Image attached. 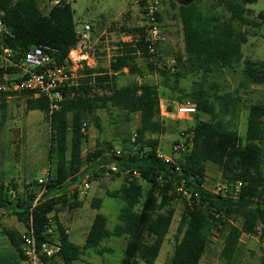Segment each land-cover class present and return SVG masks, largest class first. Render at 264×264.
Listing matches in <instances>:
<instances>
[{
	"label": "trees",
	"instance_id": "16d2710c",
	"mask_svg": "<svg viewBox=\"0 0 264 264\" xmlns=\"http://www.w3.org/2000/svg\"><path fill=\"white\" fill-rule=\"evenodd\" d=\"M162 1H168L178 10L182 23L184 51L176 58L180 65L177 78L183 70L210 76L243 62L244 81L239 88L223 94L211 96L202 89L193 92L198 112L209 115L210 120L197 119L191 127L193 145L179 159V170L159 157L157 138L145 140L147 133L162 134L165 130L160 119L159 88L146 82L123 87L115 83L125 68L131 74L142 73L136 61L138 48L132 44L118 50L109 69L85 68L79 85L69 90V97L58 109L52 111L45 97L27 98V110L43 112L50 124L49 156L54 168L49 169L44 184L36 181L34 185H26L15 201L10 194L15 186L0 182V208L11 207L29 231L35 233L39 244L54 242L58 234L60 256L65 264L90 254L112 253L113 249L103 245L111 238L127 239L123 264H155L174 220L173 202L179 198L183 201V211L171 264H199L216 232H226L221 252L224 264H240L242 235L258 236L264 243V101L248 107L245 135L238 129L243 105L240 89L264 85V60L244 58L243 54V46L249 39L248 31L243 28L257 27L256 20L248 15V5L258 0H184L180 4V0ZM216 7H222L221 14L214 11ZM158 17L162 22L160 14ZM260 17L263 19L264 15ZM0 18L9 31L0 41V50L7 47L27 51L35 45L47 44L58 49L56 61L63 65L79 42L72 6L65 1L44 14L38 0H0ZM148 66L153 72L154 65L148 63ZM6 97L1 95V110L8 107ZM109 107L140 114L135 142L122 150L121 156H115L111 146L112 152L97 146L84 156L87 136L82 133L83 125L88 124L90 114ZM87 161L96 177H100V169L110 164L119 168L116 175H124L125 183L118 190L108 192V196L124 205L112 229L108 228V218L98 212L84 246H79L70 241L59 216L72 206L68 193L80 181ZM211 165L231 187L227 196L206 189V173ZM134 172L140 177L132 176ZM238 183L242 186L235 195ZM180 188L191 194L190 201ZM42 190L44 193L34 206ZM102 203L97 198L92 202L98 210ZM49 228H53L52 234H47ZM5 232L22 253V237L13 230ZM262 253L261 264H264V246Z\"/></svg>",
	"mask_w": 264,
	"mask_h": 264
},
{
	"label": "rangeland",
	"instance_id": "374dc122",
	"mask_svg": "<svg viewBox=\"0 0 264 264\" xmlns=\"http://www.w3.org/2000/svg\"><path fill=\"white\" fill-rule=\"evenodd\" d=\"M38 1L44 14L49 13L55 6L53 0ZM60 1L71 4L78 30H82L85 24L91 25L90 39L95 44L93 52L102 63L95 68L96 70L105 69L107 65V52L109 51L101 52V49L109 47L110 54H115L118 52V49H114L115 46L120 47L125 44L134 46L138 39L137 35L141 32L137 33L132 30L143 28L144 10L141 3L144 4V0ZM183 1L180 0L178 3ZM248 8V15L256 20L257 27L243 28L249 33L248 43L243 46L244 58L264 60V20L260 17V14L264 15V0L250 4ZM214 11L221 14L222 7H216ZM159 14L169 38L161 46L160 64L154 66V71L151 72L143 56L138 55L136 61L142 73L131 74L129 69L125 68L117 75L115 83L118 87H123L134 82H146L159 88L160 119L165 125V130L162 134L147 133L145 140L157 138L160 142L159 152L179 160L183 154L181 156L175 154L174 146L180 143L187 145L192 139L191 127L197 119L210 120V116L197 112L191 117L179 118L176 112L177 104L183 101L194 102L193 92L201 89L211 96L215 93L223 94L234 91L244 81V64L243 62L237 63L232 69H223L210 76H205L202 72L183 70L181 76L177 78L176 74L179 72L180 65L176 58L184 51L182 23L178 18V10L173 9L168 1L161 0ZM240 94L243 98V105L238 129L241 135H245L248 107L251 103L264 101V85H247L245 89H240ZM27 98V95L19 94L7 103L6 110L0 108V181L6 182L11 187L15 186V189H12L15 195L14 197L11 195L13 201L23 194L26 185H34L36 181L45 179L46 172L54 168L49 156L50 124L43 112L27 110ZM169 99H172V102ZM87 121L88 139L84 144V156L93 152L97 146H101L107 152L111 149L112 151L129 149L132 142H135L134 137L140 126V114H128L122 109L109 107L90 114ZM110 146L111 149H109ZM90 166L92 164L90 165L87 161L83 172L91 174V191L83 199L69 201L72 206L63 210L59 216L71 240L80 246H84L88 231L98 212L108 218V228L112 229L118 223V213L124 205L121 200L108 196V192L118 190L125 183V176L116 175L117 173L111 172L106 166L100 169V177H96L95 171L90 170ZM220 177V171L215 166H209L205 187L213 190ZM96 198L103 201L100 210L94 208L92 204ZM182 202L180 198L173 202L172 206L176 210L174 221L156 264L160 258L159 264H167L177 244L176 234L183 211ZM235 223L240 224L239 221ZM225 236L226 232H216L211 238L205 259L210 260L212 264H224L221 252ZM54 243H60L58 234H55ZM103 245L111 247L113 252L103 256L90 254L79 260L97 264H123L126 239H107ZM263 246L264 243L258 236H244L239 263L261 264Z\"/></svg>",
	"mask_w": 264,
	"mask_h": 264
},
{
	"label": "built area",
	"instance_id": "2783aa9c",
	"mask_svg": "<svg viewBox=\"0 0 264 264\" xmlns=\"http://www.w3.org/2000/svg\"><path fill=\"white\" fill-rule=\"evenodd\" d=\"M142 2V1H141ZM144 23L143 31L137 35L135 47L138 48V55L143 56L147 63L154 66L160 64V47L167 40L168 33L161 21H159V7L161 0H144ZM54 5L61 3L60 0H53ZM264 20V18H263ZM91 25L85 24L82 30L77 29L78 45L73 48L63 65H58L56 58L59 53L58 49L47 45H35L27 51H21L2 47L0 50V95L7 97H16L19 94L27 95L28 98L45 97L50 101V107L53 110L60 107V103L69 97V90L79 85L83 77L82 72L85 68L95 69L94 63L90 62L89 57L83 55L84 46L91 47L90 42ZM9 34L8 29L0 18V41ZM174 62V61H173ZM176 112L179 118H188L198 112L195 102L185 101L177 104ZM88 124L85 123L82 133L87 136ZM86 139V142H87ZM136 140V134L134 141ZM192 139L187 145L184 143L176 144L173 148L175 154L181 156L192 148ZM115 156H121L122 150H114ZM159 157L167 163H173L179 170L181 165L179 160L168 157L163 153H158ZM113 173H117L119 168L110 164L107 166ZM49 172V171H48ZM40 179L39 182L44 184L47 179ZM129 174V173H126ZM134 177H140L138 172L132 174ZM242 183L235 186V195L240 190ZM231 187L221 177L211 191L214 194L227 196ZM92 189L91 174L83 173L78 184L71 188L68 193L69 200L83 199ZM179 191H183L181 188ZM44 190L38 195L34 206L39 202ZM184 195L190 201L191 194L183 191ZM12 197L15 193L10 192ZM197 196V195H196ZM53 215L50 216L49 223ZM53 228H49L47 234H52ZM22 255L28 264H65L60 256L61 244L54 242L38 243L37 236L30 230L22 236ZM72 264H87L83 260H76Z\"/></svg>",
	"mask_w": 264,
	"mask_h": 264
},
{
	"label": "crops",
	"instance_id": "0c3cea01",
	"mask_svg": "<svg viewBox=\"0 0 264 264\" xmlns=\"http://www.w3.org/2000/svg\"><path fill=\"white\" fill-rule=\"evenodd\" d=\"M167 39L169 40V38L167 37ZM167 41V40H166ZM93 45L89 48L86 45L84 46V51H83V55L85 57H89L90 58V62L94 63V59H95V63H94V68H96L99 64L101 65V61L99 60L100 58H97L96 53H94V49L93 47L95 46L93 41H90ZM165 43V42H164ZM163 45V44H162ZM161 45V46H162ZM122 46L118 47L115 46L114 49H120ZM109 51L107 52L108 54V60H107V65H105V69H109L110 68V64H111V60L113 59V57L116 55L115 54H110V48H103V50L101 49V52L104 51ZM161 50V47H160ZM172 97V96H171ZM15 97H6V102L9 103L12 100H14ZM169 101L172 102V99H169ZM175 102V101H174ZM2 182V181H0ZM4 183L6 186L8 185L6 182H2ZM12 192V191H11ZM174 221V220H173ZM173 224V223H172ZM172 227V225H171ZM91 228V227H90ZM7 229L9 230H13L14 232H17L21 237L25 234H27V232L29 231L28 227L26 226V224H24L23 222H21L18 218V216L13 212V209L10 208H0V264H28L26 262V260L24 259L21 251L13 244L12 240L10 239V237L8 236V234L5 232ZM171 230V229H170ZM67 233L69 234L68 230ZM89 233V231H88ZM170 234V232H169ZM168 234V236H169ZM216 234V233H215ZM214 234V235H215ZM213 235V236H214ZM219 235V234H218ZM167 236V239H168ZM213 236L211 238H213ZM244 236H249L247 234L242 235L241 237V241L243 239ZM250 237V236H249ZM69 239L71 242H73L70 238L69 235ZM122 239H126V238H122ZM166 239V241H167ZM165 241V242H166ZM211 241L209 242V245L207 247V251L204 254L203 258L201 259L199 264H212L211 261H207L205 259V255L208 253V250L210 248V244ZM223 242H225V238H223ZM74 243V242H73ZM126 243H127V239H126ZM76 244V243H75ZM165 244V243H164ZM79 245V244H77ZM84 245V244H83ZM80 246V245H79ZM106 246V245H105ZM108 247V246H107ZM126 247V246H125ZM111 248V247H109ZM163 248V247H162ZM112 249V248H111ZM175 250V248H174ZM174 251L172 252L170 259L168 261L167 264H171V258L173 256ZM160 256V255H159ZM159 258V257H158ZM161 259V258H160ZM160 259L158 261V264L160 263ZM158 260V259H157ZM87 263V262H86ZM93 263V262H92ZM157 263V261H156ZM155 263V264H156ZM97 264V263H94Z\"/></svg>",
	"mask_w": 264,
	"mask_h": 264
}]
</instances>
